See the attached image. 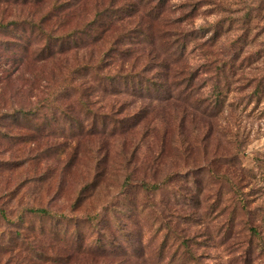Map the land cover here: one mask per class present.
<instances>
[{"label": "rangeland", "instance_id": "rangeland-1", "mask_svg": "<svg viewBox=\"0 0 264 264\" xmlns=\"http://www.w3.org/2000/svg\"><path fill=\"white\" fill-rule=\"evenodd\" d=\"M53 1L0 0V23L40 21ZM57 1H67L68 11L41 21L54 34L81 26L98 0ZM189 9L185 5L176 15ZM215 22L222 31L206 63L193 40L181 62L170 64L168 100L132 93L121 80L115 82L119 91L109 94L95 75L84 73L70 82L85 88L90 110L76 91L57 92L70 67L97 62L107 43L86 41L39 59L32 53L45 39L34 31L20 69L7 80L0 70V264H264V0L203 4L183 27L199 37V27L209 29ZM8 30L0 28V61L3 54L15 59L20 52ZM123 46L135 54L161 49L160 41L152 45L145 39ZM149 58L116 56L105 69L113 73L134 63L147 76H159L156 60ZM192 72L196 77L187 83ZM43 100H49L46 106L40 105ZM17 108L53 113L57 122L38 131L32 119L12 114ZM95 110L108 118L94 116ZM113 118H124V125H114ZM178 169L189 171L156 193L131 186L132 217L116 215L119 226L111 211L104 212L113 196L122 195L126 178L155 181ZM216 194L218 203L212 205ZM26 208H46L58 216ZM94 213L103 216L96 228L100 245L94 225L85 222ZM59 228L65 238L53 235ZM76 228L82 240L103 248L88 243L78 254ZM119 229L133 235L125 238Z\"/></svg>", "mask_w": 264, "mask_h": 264}, {"label": "trees", "instance_id": "trees-1", "mask_svg": "<svg viewBox=\"0 0 264 264\" xmlns=\"http://www.w3.org/2000/svg\"><path fill=\"white\" fill-rule=\"evenodd\" d=\"M221 2L222 0H181L178 3L172 0H108L107 3L104 4L101 0H98L97 5L93 7L92 16L88 20H86L81 26L71 28L61 34H54L50 30L43 29L41 21L46 20L50 14H54L57 16L63 8H65L66 11H68L69 8V6H66L67 1L59 2L57 0H54L52 6L47 10L44 15H42L40 21L32 22L29 20L24 21L22 19H13L6 23H0L1 29H4L6 31L7 29H10L8 31L10 33H13L14 37H10H13L17 40V51H20L18 54H15V59L12 58L10 55L7 56L6 54H3L4 59L3 61H0L1 74L7 80V78L13 75L15 71L20 69L23 62V57L28 52L29 44L34 38V36L32 35H34V31H37V34L43 36L45 39L44 44L40 46L38 50L33 51L32 53V56L34 58L39 59H44L47 56L52 57L55 53H65L69 50V48H71V46L78 47L79 45L84 44L86 41L87 43H107L105 45V48H102V50L99 51L100 56L97 62L84 60L76 62L74 66L70 67L68 69V74L65 76L68 77L66 79L67 83L63 85L60 84V89L57 92L59 94L60 92L68 94V92L70 91H76L78 93L77 98L84 107V109L90 110L87 104V100L83 98L85 94V88H82L79 83L77 85L75 83L70 82L77 78V75H82L84 73H91L92 75H95L98 78L99 84L102 86L101 90L103 92L108 91L109 94L112 92L119 91L117 85H115V82L117 80H121L123 82V85H126V87H129L131 89L132 93L142 96L144 95V93H149V95L153 93L157 94L156 99L168 100L171 96V90L167 82V80H170V77L167 75L166 71L167 69H169L170 64L172 62H181L183 55H185L186 53L187 45L193 40L195 41L196 50L201 53L206 63L207 58L212 56V52L215 51H213V49L215 46L216 39L220 37V33L222 31L221 28H218L219 23L215 22L214 25L210 26L212 28L209 29L199 27L198 30H200L201 36L197 37L198 35H193L194 32H192L188 28L183 27V22L185 21V19H188L193 16L201 5L209 4L218 7L219 3ZM185 5H189L190 9L185 13L183 12L179 15H176V13H178L177 11H179L180 8H185ZM128 19L131 21L130 26H127ZM118 25L121 26L120 29L116 28ZM164 26H166V29L164 28ZM167 26H170L172 30H169ZM27 29H29L28 32ZM114 29L117 31L112 35L110 32ZM143 39L147 40L152 45H155L156 42L158 43L160 41V51H157L156 48L153 47V49L150 48L148 51L147 49H140L139 51L141 52L135 54L136 50H132L133 48H129L128 46H123L126 41L135 44ZM116 56H118L119 59L134 58V60L136 58H140V56H144L145 58L151 57L148 59V61L156 60L155 64L156 66H158L157 68L160 69V72L158 74L159 76H155V72L147 76L143 72L144 68L138 69L134 65V63L126 65V69L118 68L115 69L113 73H110L107 69H105V65L107 63H110V59H114ZM156 66L147 67L155 68ZM163 71L165 72L163 73ZM188 77V80H186L187 83L192 82L191 79L196 77L195 72H192ZM193 85L194 83H191V87ZM68 87H72V89ZM150 88H152L151 92ZM166 91L167 94H162ZM219 93H221V91ZM218 98L219 96L216 95L214 101H218ZM48 101L49 100H43L40 105L46 106V103H48ZM57 107L61 108L58 104ZM170 109L172 110V108ZM16 113H19L22 119H32V126L33 128H37L38 131H43L45 128L48 129L47 126L51 125L52 121L57 122L54 114L52 113L51 115H49V112L41 111L40 113L39 111L33 109L17 108L12 114L14 115ZM34 114L43 116L41 120H39L37 116H35L36 119L32 118ZM64 114L65 116L68 115L66 114V112H64ZM93 115H100V118L107 119V115L109 114L107 112L100 113L99 111L95 110L93 112ZM131 116L132 115L128 116L127 118H131ZM123 120L124 118L121 120L119 118H113L112 122H116L114 123V125L123 126V123L125 121ZM134 121L135 120L126 122L125 125L129 124L130 122L132 124L134 123ZM199 168L191 167L189 170L195 171ZM207 169L214 176H218L217 173H215L211 169V167ZM189 170L178 169L175 171H170L166 173L162 179H158L155 181H131L128 177L122 182V185L119 188L118 193L122 194L120 198H117V196H113L112 200L110 199V201L108 202V206L104 208V212L111 211L115 216L124 215L125 217L130 218L132 217L131 212L133 211L131 205L134 204L135 199L134 196H129V188L131 186L133 188L139 186L144 192L156 193L160 189L167 187V185H170L176 175H181L185 172L188 173ZM86 189L87 186L83 187L82 191H85ZM81 197L82 196L79 195L77 199H81ZM219 197V194L215 195V199L213 200L212 205L215 202L216 204L218 203L217 198ZM239 198H241V196H239ZM77 199L76 201H78ZM243 207H245V205ZM26 209L30 213H36L47 217L57 215V213L52 212L46 208ZM0 218H3L1 210ZM55 220L58 221V218H55ZM100 221L103 222V216L100 214L94 213L93 215H86L85 217V222H91L94 225L95 230H97L96 228L98 227V223ZM118 221L119 220L116 216V223L119 226ZM165 227L168 228V230H171L170 225H167ZM59 230L61 231H53V235L57 237L58 235H61L65 238L66 231L62 228H59ZM119 230L120 235L125 238L130 239V235H133V233H125L123 229ZM98 231L100 230L98 229L96 232H94L97 235L96 245H100V238H98L100 232ZM72 234L76 238H80L79 243L81 244L77 245L76 248V252H78V254L86 251L85 247L89 246V244L93 245L91 242H86L85 239L82 240L84 236H81L79 229H73ZM93 246L96 247L95 249L103 248L101 246ZM40 252L41 250H35V253H37L39 258L42 254Z\"/></svg>", "mask_w": 264, "mask_h": 264}]
</instances>
